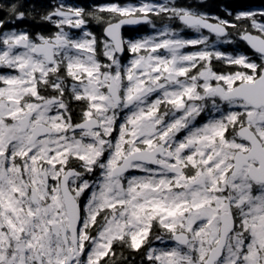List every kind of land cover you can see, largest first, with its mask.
Returning <instances> with one entry per match:
<instances>
[{
	"label": "snow or ice",
	"instance_id": "1",
	"mask_svg": "<svg viewBox=\"0 0 264 264\" xmlns=\"http://www.w3.org/2000/svg\"><path fill=\"white\" fill-rule=\"evenodd\" d=\"M0 13V264H264V5Z\"/></svg>",
	"mask_w": 264,
	"mask_h": 264
},
{
	"label": "trees",
	"instance_id": "2",
	"mask_svg": "<svg viewBox=\"0 0 264 264\" xmlns=\"http://www.w3.org/2000/svg\"><path fill=\"white\" fill-rule=\"evenodd\" d=\"M32 2H46V0H32ZM211 2L216 3L218 0H211ZM232 3L239 8L259 7L264 5V0H232Z\"/></svg>",
	"mask_w": 264,
	"mask_h": 264
}]
</instances>
